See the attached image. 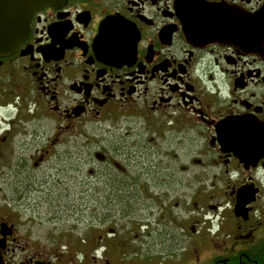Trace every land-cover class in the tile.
<instances>
[{
  "label": "flooded vegetation",
  "instance_id": "flooded-vegetation-1",
  "mask_svg": "<svg viewBox=\"0 0 264 264\" xmlns=\"http://www.w3.org/2000/svg\"><path fill=\"white\" fill-rule=\"evenodd\" d=\"M0 167L8 194L51 179L47 195L105 197L122 219L45 246L37 209L5 210L0 264H264V0L35 10L0 55ZM139 193L166 201L130 217Z\"/></svg>",
  "mask_w": 264,
  "mask_h": 264
},
{
  "label": "rangeland",
  "instance_id": "rangeland-1",
  "mask_svg": "<svg viewBox=\"0 0 264 264\" xmlns=\"http://www.w3.org/2000/svg\"><path fill=\"white\" fill-rule=\"evenodd\" d=\"M101 134V131L96 132V137L91 139L93 143L92 146L99 145L102 142ZM82 135L84 136L83 133ZM81 139L82 137L77 135V140ZM87 139L89 140V138ZM16 151H18L17 147H15V152ZM77 162L78 167H84V165L80 163L81 161L79 159H77ZM134 176L136 177L137 175ZM6 178V168L0 167V214L9 209L12 211L19 210L18 214L22 217L26 213L25 207L37 209L40 220L38 221V224L33 227V231L35 234H40L45 237V246H59V242L63 240V234L65 231H70L71 235L78 236L81 233L86 232V228L88 226L92 227L93 236L94 238H97L106 231L103 230V224L107 222H116L118 224L119 221L122 220L119 218V212L116 211L118 210L117 208H109L107 206L105 197H90L83 195H55L52 197L47 195V189L51 184V179L45 182L41 191L35 193L32 192L24 197H17L15 193H6L4 191V187L1 186L2 181ZM56 178L60 180L59 183L62 186L64 184H69L70 180L67 176L58 174ZM99 185L98 187L101 188ZM131 197L132 196H122L119 197V199L121 201L123 199L126 201L127 199L131 200ZM191 197L192 196L190 195L188 199H191ZM110 199L116 198L113 197ZM132 199L137 201V203L132 205L131 211L128 214L130 217L145 214L147 212L145 211L147 205H153L154 203L159 204L162 199L166 201L165 198L144 196V194L140 193L139 196H134ZM168 199H170L169 205L172 210H175L180 205V198ZM175 202H177V206L175 205ZM111 204L115 205L116 203L114 202ZM86 206H92V210L90 208H86ZM153 213L154 211L148 210V219L149 222H151V231H154L155 227L158 226L154 224V220L151 217ZM173 220L177 219L174 218ZM114 227L118 228L116 225ZM68 246L75 248V244ZM143 246L144 245H141V247Z\"/></svg>",
  "mask_w": 264,
  "mask_h": 264
},
{
  "label": "water",
  "instance_id": "water-1",
  "mask_svg": "<svg viewBox=\"0 0 264 264\" xmlns=\"http://www.w3.org/2000/svg\"><path fill=\"white\" fill-rule=\"evenodd\" d=\"M57 0H0V55L10 53L27 33L31 14ZM5 225L1 226V231Z\"/></svg>",
  "mask_w": 264,
  "mask_h": 264
}]
</instances>
